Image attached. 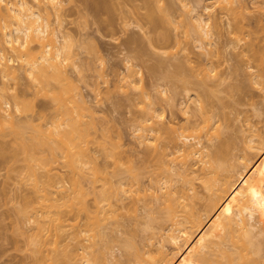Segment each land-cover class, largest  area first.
Instances as JSON below:
<instances>
[{
    "label": "rangeland",
    "instance_id": "rangeland-1",
    "mask_svg": "<svg viewBox=\"0 0 264 264\" xmlns=\"http://www.w3.org/2000/svg\"><path fill=\"white\" fill-rule=\"evenodd\" d=\"M29 1H35L36 2V0H29ZM47 1L48 0H45V1L40 0L39 2L42 3V4H40V6L44 5L45 4L44 2H46L45 5H48V8H49V4H47L48 3ZM59 1H60V6L62 5L61 10H63V12L61 14L62 18L60 17V19L62 20L61 21V28L64 32V35H63V38L65 37L64 41L66 38L68 39L70 36L69 40L66 39L67 41H69L68 43H70V41L73 42V43L69 44V45H71L72 52L70 50L69 51L73 54V55L72 54L71 55L73 56L74 62H75V60L79 59L77 61L79 64L77 62L76 63L73 62L75 64V66L72 63H71L72 65L69 63L70 65L68 64L69 65L68 66L66 63V65L68 66L69 69L67 67L65 69L68 70L69 74H71L72 78L75 80L74 83L75 84L77 83L76 85L80 87L79 89H81L80 91H82V95L85 98L87 97L88 101L84 98L87 102L85 104H87L90 109L92 108L91 109L92 112H90V110L88 109V107L86 105H85L86 107L84 106L85 107L84 108L83 107L84 104H82V106H81L82 108L81 107L77 108V106L75 108V106H73L72 103H71L72 106L66 104V107L68 109L72 108L71 109L72 111H73V107L76 110L79 109L78 110L79 112L74 109L75 112L73 111V113L75 114L77 112L76 117H78V115H80L81 119H80V116H79V118H76L74 116L75 118L72 117V120L76 121V122L81 120L80 122L82 124L81 126L83 127L84 132H85V129L87 127H89L91 125H92V127L87 128L86 134H85L86 139H84L82 141L83 144L80 143V146L82 144V146L80 147L82 154H83V150L85 149L83 157H82L81 152H79L80 157L84 160V162L80 159V161L82 163V164H80L81 166H79L80 171L74 172L76 174L82 175V176H79V178H82L81 179L82 181L78 177L77 178L75 177L78 175L71 173L70 172L71 170L69 171V169H67V167L63 165L61 158H58L57 162L55 161L56 163L55 162L52 163L53 165L51 164L52 166H50V170H49L50 172L49 173L53 174V177L55 176L54 178H57L59 175L60 176L58 178H61V176H62V181H60V182L62 183L65 181L62 184V186H63V188L66 187V189H68V191L70 189H72L73 186H75L74 187V188H76L75 193L78 195L77 197L79 198L81 204L86 205L88 203L89 208H88L87 214H88V217L90 216L89 218H91V216L96 215L94 213L95 210H94V195H93L95 185L93 186V184L96 183L97 185H99L98 182H95L94 180L92 181L93 178H91L93 172L96 170L95 169L97 167L96 164H98L99 169H101L105 165L106 168L104 166L103 169L105 168V170H108L107 172H111L113 174L112 177L115 176L112 179L122 178L121 180H123V182H125V183L130 181L131 176L129 175V177H128L127 173H129V172L127 170L124 171L123 169L127 168L128 165H131V166H133L135 171L139 172V174H140L139 175V181H140L141 185L144 186V188L149 189L152 186L155 188L157 186H161V184H160L161 180H158V179L164 178V177H161L162 175L163 176L165 175V177H167L172 172L171 171L170 172H164V174H162L161 173L162 171L159 169L160 166L156 167V165H155L156 161H159L158 160L159 158L157 159V157H159V156H157V153L160 152L162 149H164V146H166V145H168V146H166V147H168L167 150H170L169 146H172V147L174 146V145H172V142H171L172 140L170 139V135L172 133L170 131L168 134V131H169L168 129H171V127L179 126L176 129L181 130V128H180L181 125L187 124L186 121L190 120L192 128L194 129V127H196V128L198 127V129H194V130L190 129L192 131H190V130L185 131L184 130L182 133L184 134V132L188 131L187 134H189L190 132H192L193 134H196L194 138L198 139L201 142V145L208 146L207 147V148H209L208 150L212 151L213 153L216 154V156H218V160H219V162H221L223 164V166H224L225 161L221 160V158L225 159V160L228 159L227 160L228 163L225 162V166H227V167L224 166L225 170L223 168V170L219 171L221 173V176L219 175L220 174L219 172H218L219 174H217V176H219L218 177L219 178V180H218L219 184H220V182L223 181L225 183V185H224V183H222L224 185V186L223 185L222 186L226 187L227 186L226 183L229 184L228 181H230V183H231V179L227 180V178L233 177L232 180L235 179V177H234L235 173L238 171L236 173V179H238L240 181H238L239 183H237V180L235 179L234 183H231L232 187L233 188L237 187V189H241V193L245 194L246 196H247V194H249L250 195V197L248 196L249 198L252 197L250 199L251 201L248 202L246 200L245 195L244 196L241 195L242 197H245L244 199L243 198L242 199L246 200V202H248V204H244V201H243L242 205L244 206V208L240 209V213L241 212H243V213L241 215L240 214L239 215L243 218V220H245L249 224L253 225L254 229L256 231H261V232H259L260 234H257L258 236H255V238H257V239L259 238L261 241H259L258 244H259V246H261L260 242H262V246H263L264 245V242H263L264 241V142H262V140L264 139V86H262V84L261 85L256 84V86H257L256 87L255 82H252V81L254 79L259 80L260 74L261 75H262V73L264 74V67L261 68L262 65L264 66V54L262 52V51H264V0H239V1L238 0H232L233 2L230 0L231 3L229 1H228L229 2L228 3L227 0H224L226 5L224 3H221V2H223V0L222 1L221 0H200L201 3L198 2V0H170V2H168L167 0H163V2H164L163 7L168 9V7H166L167 3H170L172 6V7L170 6L171 8L169 7L170 8L169 10L166 9L168 12L171 10L169 12V14L170 15L172 14L170 16L171 17L170 19L172 20L171 21L172 24L171 23L170 24L169 23L163 24V23L157 22L158 24H160L159 26H158V24H156L159 28L157 26H156L157 28H155L154 27L155 25H150L152 23L148 19H146L148 17L146 16V10L144 8V2H145L144 0L143 1H141V0H94V1L89 0V2H87V0H84V1L83 0H62V2H61V0H59ZM90 1H91V3H90ZM237 1L240 3H238ZM85 2H86V5L87 4H89V5L83 7V5H85L83 3H85ZM161 3H162V0H161ZM194 3L196 5L198 4L197 8H198V10L200 9L201 11H202L201 8H203V6L207 7L208 10L207 11L205 10V12H204L205 19L206 18L207 19H210V18L213 19V14H216V16L218 17V18H214V19H217L219 21V22L218 21L216 22L217 23L216 25L213 24V22L211 21L212 19L209 20V23H211V24H209V26L212 25V26H210V30L212 27H216L218 24H220L218 26V28H220V29H218L216 27L217 32L214 31L215 28H213L214 30L213 29L211 30L212 35L210 33L209 39L212 42H210V44H209L210 47H209V45L207 46V48L209 47V50L206 47L202 46L208 50V51L204 50L207 52H209L212 49L210 51L211 53L209 52V54H207V53L205 54V52L203 51L204 48H202L201 50L198 48V43H197V41H195V39L193 37L194 36L193 33L191 35L192 31H190V26L188 24L184 25L185 23L188 22V21H186V17H188V16L184 17L185 20L183 18V15H187V14H183L186 12L185 11L187 9L186 6L189 4L190 5L193 4L192 6H196ZM241 3H244L246 6L244 4L242 5ZM184 4H186L185 9H183ZM223 4H224V7L228 6V4H231V5L233 4V11H232V6L230 7V9H231L230 10L229 9L230 5L226 9L223 7ZM238 5H239V7H238ZM241 5L243 6L242 8H241ZM86 7H88V8H86ZM188 7H190V6H188ZM234 7H235V9H234ZM84 10H85V12H84ZM48 11L50 13L49 14L50 17H48L49 16L48 15L47 18L49 19L50 22H52L54 20L52 22V25L56 24L55 23V22H57V21H55L56 17L54 16L53 13H51L50 9H48ZM79 11H81L80 13L82 14V16H84L87 13L86 14L87 17L85 15V20H83L84 17L80 16L81 14L79 13ZM156 11H158V10H156ZM160 12L165 13L164 11H160ZM180 12H182V14H183V15L181 14L182 16L180 15ZM159 13L157 14L158 16H159ZM207 13H209V14L207 15ZM42 15L44 16L45 14L43 13ZM209 16H211V17H209ZM230 16H232V17L229 18ZM233 17L234 18L236 17L237 22L239 19V23L235 22L236 20H234ZM228 18H229V20L232 19L234 21L231 20L230 21L231 23H230L227 20ZM257 18H259L258 21L260 23L257 21ZM240 19L242 21H240ZM147 20L150 22V24ZM179 20H180V22H178ZM183 20L186 22L185 23L182 22ZM86 21H88V22H86ZM255 21H257V22H255ZM81 22H83V25L81 24ZM85 22H86V24L84 25ZM232 22L234 23L232 28H234V25H236V24H238L237 25L238 27L235 26L236 28H234V29L230 28L232 26ZM227 23H229V24L227 25ZM228 26H229V28H228ZM240 26L245 27V28H241V34L236 31V30H239ZM167 27H169V28H167ZM187 27H189V28H187ZM168 29H169V31H168ZM186 29H188L189 32L186 31ZM244 29H245V31H244ZM250 29H252V31H254V32H251ZM162 30L163 31L167 30V33H166L167 38L165 37V31L163 32ZM232 30H233V32H232ZM248 30H250V32ZM242 32H243V35H242ZM169 33H171V34H169ZM189 33H190V35H189ZM184 34H186V35H184ZM230 34H232V36L239 34L238 35L239 37H241V36H243V37H241L240 38L241 40H240L238 36L232 37ZM161 35H163V37H161ZM156 36L158 38H156ZM77 38H78V42H75V45H74V41H75V39L77 41ZM159 38H161V39L159 40ZM170 38H171V40H170ZM233 38L234 39L236 38L237 40L236 39L233 40ZM242 38H245V39H242ZM80 39H82V40H80ZM156 39L159 40V42ZM162 39L165 40L166 44L164 43V41H162ZM229 39H230V44H229ZM59 40H62V39L58 38L57 42ZM231 40H232V42H231ZM247 40H249V43L251 41H253V42H251V45L253 43H255L254 44L255 46L252 45V48H251L249 46V44H247L248 43ZM79 41H81L82 43L81 42L79 43ZM83 41L89 42L87 44L90 47L88 52H87V49H88L87 45ZM93 41L95 42L94 44H96V45L93 46L92 49L93 50L95 48L98 49V50L95 49V51L98 53H96L95 51L93 52L91 49V46L94 45ZM226 41H228L227 42L228 44L226 43ZM233 41L234 42L237 41V42L234 43ZM244 41H245V43H244ZM167 42H169V43H167ZM238 42H240V44ZM77 43L81 44V48H80V45H78ZM83 43L85 44V46ZM167 44H169V46ZM166 45H167V47H165ZM235 45L237 47H235ZM72 46L73 47L78 46L77 49L80 51L77 52V50H75V48H74V50L76 52V53H74ZM82 46H84L85 48ZM159 46L161 49H159ZM211 46H212V48H211ZM67 47H68V45H67ZM246 47H248V48H246ZM5 48H7V47L5 46ZM164 48L166 49V51ZM249 48H251L254 51H255L254 48H256V50L258 48V50L255 52L257 54H259L260 57H258L259 55H257V54L255 55V52L253 51L254 57H252V54L250 53L251 54V56H250L251 58H250L249 52H251L252 50ZM157 49H158V51H157ZM244 49L247 52L243 51ZM90 50H91V52H90L91 54L89 53ZM168 50H170V51L167 52ZM238 50L240 52L243 51L242 53L245 52L242 55V57H240L242 53L241 54H240V52L236 53ZM189 51H190L191 62H193V61L198 62L197 64L207 63L211 68H214L213 69V71L215 70L214 73L216 71L219 73V75L217 72H216V74H213V76L210 78L211 82L214 79H215V81L221 80L219 84L217 83V85H219L218 86L219 88L217 87V85H216V88L222 89V90L220 89L221 91L218 90L219 92H221L222 95L220 94V95H209V96L202 95L203 93L199 92L202 90L201 88H200L201 90H199L198 87H196V89H195L193 84L191 85L190 82H189V84L187 82V85H185L186 86L185 90H187L188 86L190 85V89H192V90H190V89L188 90L190 93H192V92H195L197 94L200 93L199 99L200 100L203 99L202 102L205 104V105H203V107L205 106L204 108H202V109L200 108L201 110L198 108V103H197L198 101H196L194 98H192L193 95L190 98H186V95L184 96L185 92L183 93L184 90H182L185 87H183V85L181 86L179 82L177 85L175 83V81H173L172 79H170L168 77V75L174 70V65L171 62H175L176 60L180 59V57H181V59L178 60V62H181V60L183 61V62H181V63H183V65H182V68H183L184 60H186V59L183 60V58H185L184 53L189 52ZM201 51H203V52H201ZM259 52H262V53H259ZM77 53H78V55H77ZM168 53L169 54L171 53L170 54L171 56ZM74 54L77 56L75 57ZM161 54L162 55L165 54L166 56H169V57H167L168 61H167V58L165 56H162ZM210 54L212 56H210ZM261 54H263V55H261ZM91 55L93 57H91ZM158 55H160V56H158ZM236 55H237V57H236ZM262 56H263V58H262ZM78 57H81V59ZM164 57L166 59H164ZM255 57H256V59L262 58L263 61H261L262 63L259 64L261 66H259V65L257 66V62H259V60H261V59H258L257 61H256V59H252ZM89 58L90 59L94 58L95 61L93 62V59L90 60ZM238 58H240V59H238ZM248 58H249V60H248ZM16 59L17 58H14L13 61H11L9 63L11 65L13 63V65L15 66L14 67L12 65L13 70H12V67H11V70L16 74V77L15 76L10 77L11 74H9L8 77L0 76V78L2 77L3 82H5V84L9 87V89L7 90L5 95L8 98V100L11 101V103H12V95H14V93L20 94L19 97L21 96V98L23 99L22 101H24V102H21L24 104H23V107L21 108L22 109L21 114L19 113L16 115V117L19 116L17 119L18 120L20 119L23 121H25L24 120L25 118H26V120L28 119L25 122V124H27L29 122L27 124V126L24 124L25 128L27 127V129H29L31 126H32V129H37L38 123H41L40 125L44 129L46 126L52 127L53 124L54 125L57 124V126H58L59 121H60V123L66 122V120L62 119V116H61L62 114H60L58 111V108L61 105L59 104V106H57L58 102L56 101V99L54 97H52L51 95L44 96L45 94L43 95V93L37 89V87L33 84L32 80L28 77V75L25 74V71H22L24 68L23 69L21 68V67H23L21 60L18 59L19 61H17ZM73 59L71 57V60H73ZM85 59H87L88 61ZM240 60H242V61H240ZM101 61H103V64ZM159 61H161V62H159ZM164 61H165L166 66L164 65ZM251 61L253 63L255 61V64L250 65L249 62L251 63ZM91 62H93L92 65H90ZM127 62L130 63V64H127L128 66H126ZM178 62H176V63H178ZM15 63L21 65V67L19 65L16 66ZM168 63L171 65H169ZM246 63L249 65H247ZM76 64H78V65H76ZM186 64H187V62H186ZM197 64L194 63V65H197ZM236 64H238V65L236 66ZM132 65H134L133 68H136V70H137V68H139V70H137V71L134 70L132 68ZM159 65H160V67H158ZM172 65H173V70H171ZM70 66H72V67H70ZM73 66H74V68H73ZM130 66H131L132 74L134 77L132 75L129 77H125V76H128L127 72H129V70H127V69H129ZM251 66H254V67H251ZM125 67H128V68H125ZM195 67H197V66H195ZM241 68L243 70L245 68L246 69L243 71ZM255 68H259V69L254 70ZM96 69L99 72L98 71L96 72ZM125 69H126V71H125ZM238 69H240V70L237 71ZM262 69H263V71H262ZM89 70H91V72ZM103 70H104V72H103ZM186 70H187V73H189L188 76H190L191 71L189 70V68H187V65H186ZM234 70L237 72H235ZM247 70H249V71H247ZM259 70H260V72H259ZM165 71H166V73H164ZM183 71H184V68H183ZM213 71H212V73H213ZM245 71H246V73L244 74ZM185 72H183V73L185 74ZM197 72H199V69L197 70ZM257 72H259V73H257ZM90 73H92V74H90ZM98 73H100V74L103 73V74L100 75ZM256 73L259 76H257ZM87 74H89V75H87ZM250 74H251V77L253 78L252 81L250 79L251 77H249ZM253 74H254V76H253ZM95 75H96V77H95ZM81 76L84 77L85 79L84 78L79 79ZM199 76H201V75L199 74ZM214 76H215V78L212 79ZM218 76H219V78H218ZM9 77H10V79H9ZM75 78L78 81H76ZM216 78H218V79H216ZM0 81H1V79H0ZM250 81L252 82V84L250 83ZM121 82H123L122 85H121ZM211 82H209L210 85H211ZM139 83H140V85H139ZM232 83H234V84L236 83L237 86H240V85L243 86V87L240 86L238 89H240V88L242 89V88L246 87V89L244 88L245 90H247L246 93L244 95H242L241 89L240 90L237 89V90H235L236 92L231 91L232 94H236L238 91H240L236 95L228 94L229 92L227 91V88H228V90L230 88L232 89V87H229L228 85L230 84L232 86ZM141 84H142V86H141ZM215 84H212L214 89H216L214 87ZM179 86L181 88H179ZM193 87H194V89H193ZM140 88L144 89V91L146 93L144 91H142V94H141ZM197 88L199 91H197ZM209 89H212V88H209ZM214 89H213V91H215ZM223 90H226V92H228V93H226V92L224 93ZM243 90H242V92L245 91V90L244 91ZM176 91H178V94ZM181 93H183V94H181ZM143 94L145 97L142 96ZM215 94H217V92ZM219 102H222V103H219ZM67 103H70V102L68 101ZM74 103H76V101ZM79 103L80 102H78L77 105ZM147 104H149V106ZM31 105L33 108L31 107ZM156 106H157V108H156ZM143 107H144V110L142 109ZM153 107H155V108H153ZM181 107L184 110H186L184 108V107H186L187 111H184ZM61 108L64 109L65 106L59 108L60 110H63ZM203 110H204V112H203ZM145 111H146V113L148 111L149 114L153 113L152 114L153 119L146 121L144 123L147 126L151 125V127L153 128L151 134H152V138H154V141H153V143H151L152 141L150 140L147 143L148 145H146L145 143L143 145H141L140 143H138V140L136 138V136L138 135V134L136 135V132L137 133L139 132V131H137L136 126L143 120L142 119L139 122V119L142 118L141 117L142 112H144L143 113L144 116L146 115ZM183 111L188 112V113L184 114ZM198 111H201V112H198ZM62 112L64 113V110ZM39 113L42 115H40ZM73 113H72V115H73ZM200 113L203 115H201ZM56 114L58 116H55ZM140 114H141V116L139 117ZM149 114L146 117H149ZM205 115H206V117H205ZM42 116H44V117H42ZM144 116H143V118H145ZM186 117H188V119ZM206 118L208 119V121L206 120L208 123H206L204 120ZM77 119H80V120H77ZM153 120H155L154 123L158 122L157 125H153L154 124V123H152ZM80 122H78V123H80ZM30 123H31V126H29ZM135 124H137V125H135ZM216 125H218V126H216ZM24 126H23V129H25ZM155 126L156 127L158 126L160 128V130L159 129L157 130L158 127L155 128ZM164 127H166L165 130H164ZM213 127L217 128L218 131L215 130V128H213ZM61 128H62V126H60V129ZM189 128H191V127H189ZM219 128H220V130H219ZM0 129H1V127H0ZM89 130L93 133H90ZM206 130H207V132H206ZM214 131L218 132L217 136H216V132H214ZM220 131H222V132H220ZM87 132L91 135H93V134L94 135L89 136ZM34 133L36 134L37 132L32 131L31 129L26 130V131L23 130V132L21 134V139L18 137L20 143L17 142V145H16L15 144L16 141L12 140L14 135L12 137H10L8 135V133H7V135L6 134L3 135L0 132V147H1L0 148V154H2L1 152L3 150H5V151H3V154H2L3 156H0V159H1V157L3 158L4 156H7V157H4L5 159L3 158L0 160V264H32L31 263L32 258L30 259V257H29V252L31 253V250H28V248L30 249V246L28 244H29V242L31 243L33 230L30 228L29 224H26L24 226L22 224V226L20 225V229L24 228L25 230H23V231L21 230V234H23V235H21L19 233L20 229H19V231H16V230H18L17 228H19V225L18 226L15 225L14 214L12 216V214H10V213H13L12 212L13 209H11L12 206L14 205L12 198L16 196L14 198V202H16V204H17V202H18L17 195L19 194V192L20 191H23V192L27 191L28 192L30 187L32 189L31 183L27 182L29 180H27L26 178L21 179L20 177L22 175L20 177L18 176L20 179L16 178L17 176H16L15 172H13V170L15 167H17V169L20 172H22V174L24 173L23 175L26 176V169L24 172L21 170L26 168L25 166L27 165V162H26V165H23L25 163H23V164L21 163L24 166V168L22 165H20V161L22 162V160H20V159H22L25 156V154L23 152V148H22V139L27 141V140H29V136H35ZM197 134H198V137H196ZM43 135L36 134V136L38 138L40 136H41L40 138H46V136H43ZM87 135H88V137H87ZM192 136H194V135H192ZM94 137H95V139H93ZM260 137H261V140H259ZM262 137H263V139H262ZM90 138H92V140H93V142H91V143H90V141H92V140ZM249 138H251L252 140ZM18 139H16V140H18ZM87 139H90V140H87ZM169 140H171V141H169ZM225 140L228 142V144H226L227 142ZM85 141L86 142L88 141V143H86ZM191 141H194V139ZM221 141L222 142L224 141L225 143H222ZM155 143L157 144L158 147L160 146V149L158 148L160 151L158 149H156L154 151L155 148H153V147H155L154 146V145H156ZM221 143L224 146L226 145L225 149L223 148L224 146L222 147ZM162 144H164V145H162ZM218 144L221 146L219 147ZM104 145H105V147H104ZM250 145H251V147H249ZM161 147H162V149H161ZM221 147L224 150L228 149L226 151V153L222 152L223 149ZM2 148H3V150H2ZM7 149H8V151H7ZM107 149H109V151ZM110 149H111V151H110ZM172 149H174V148H172ZM14 151H16V152H14ZM35 151H37L38 154H43V155L48 153V150L45 147L38 148V149L36 148ZM87 151L91 155L86 153ZM107 151H108V153H107ZM118 151H119V153H118ZM156 151H158V152H156ZM5 153H6V155H5ZM16 153H18V154H16ZM20 153H21V155L23 154L24 156H21ZM109 153H110V157L108 155ZM86 154H88L90 157H88V155H86ZM111 154H113V155L111 156ZM221 154H222V156H221ZM14 155H16V156H14ZM158 155H159V153H158ZM223 155L225 157H223ZM227 155H229V156L226 157ZM91 156H93V157H91ZM120 156H121V158H120ZM219 156H221V158H219ZM11 157H12V159H11ZM17 157H19V158H17ZM14 159L17 161H15ZM93 159L95 162L93 161ZM115 159H119L117 161V163H116ZM246 159L249 161H247ZM88 160L89 161L91 160V161L89 162ZM10 161L12 162L11 164L9 163ZM246 162H249V165H250L251 170H252V172H250V171L249 172L253 174L252 175L253 179H251L252 177L251 178L247 177V180L242 178L244 176L245 172H244V170L242 171V168L240 165L244 166V163H246ZM13 163H15L16 165ZM12 164L14 167L11 166ZM54 164H56V165H54ZM87 164H89V165H87ZM116 164H119V166L121 164V166L119 168L120 169L123 168L122 170H120V169L118 170V171H120V173H118V171H117L118 168H117ZM158 164H159V162H158ZM198 164H201V165H198ZM204 164L200 163V162L194 164L193 168L191 169V170H193L192 173L189 172V176L187 175L189 178H191L190 174L193 176L191 178L193 191L192 192L189 191V192H190V194H192L194 192V195L192 196L193 198L190 197L189 200H190L193 208L197 207L195 212H191V213H195L193 215H196V216H193V215L192 216L194 218L200 217V219L204 223V224L202 223V225L204 226V229L206 228L205 230L202 231L203 233H205V236H203L204 234L202 235V232H201V235L204 238H199V236L197 234L200 235V233H194V236H192V237H193V239H196V238L199 239V240H197V239L196 240H197V243L199 242L198 246H200V247L202 246V244L204 242H207L206 244H203V246L204 247L206 246V248H207V244H209L208 249L210 247L211 249H209V250L211 252L217 254V255H220L221 251H223L224 248L226 249L228 247L229 248L227 250L229 252V250H233L234 247L236 246L237 248H235L233 250V252H235V251H237L236 249L239 248L238 246L240 244H238V241L242 237V236L241 237L237 236L238 237V240H237L236 235H237V233H239L241 231H239V229H237L236 226L233 228V230L229 231L228 228L224 225V223H222L223 225H219L221 222H223L222 219H220L221 220L220 223H219V220L215 221L216 218L219 219L218 217H216L217 211L213 212V211H215V210H213L212 212L214 214H212V212H211L212 209L210 211H209V209H208V211L205 210V208L207 209L206 205H207V202L209 200V195H208L209 190L205 188L204 183H206L207 179H212L211 177H213V179H214L215 177H214V174H207L206 169L208 167V164L206 163L205 164L206 167L203 168ZM7 165H8V167H6ZM249 165H247V166H249ZM9 166L11 169H9ZM53 166H55V168ZM100 166H102V167H100ZM12 167H13V169H12ZM18 167H20V168H18ZM80 167H82V169ZM228 167H229V169H228ZM21 168H23V169H21ZM51 168L52 169L54 168L55 170L57 169L56 172L58 173V176L55 175L56 174L55 171H53ZM17 169L15 168V170H17ZM40 169L41 168H39L38 170H40ZM103 169H101L102 173L104 171ZM81 170H82V172H81ZM97 170H98V168H97ZM101 170H100V172H101ZM19 171H17V172H19ZM88 171L90 174L91 173L92 174L90 175L88 173ZM121 171L122 172L124 171L122 173V175H121ZM222 171H224V172L222 173ZM203 172H204V174H203ZM80 173H82V174H80ZM98 173H99V171H98ZM104 173H105V171H104ZM167 173H170V174H167ZM226 173H231V175L233 174L234 176L231 177V175L229 176ZM119 174H120V176H119ZM223 174H224V176H223ZM63 175L65 178L63 177ZM73 175H74V177H73ZM86 175L89 177H87ZM245 175H247V173ZM249 175L250 174H248V176ZM220 177H221V179H220ZM224 177H225V180H224ZM73 178H76L77 180L76 179L74 180ZM83 178H84V180H83ZM177 178H178V181L177 182L175 181V185H174L175 187L178 186L177 184H179V186H180V184L183 183L184 175L180 173ZM87 179H89L91 181H88ZM164 179H162V180H164ZM18 180L19 181L24 180V182H26V183L22 182V184H20L21 182H19ZM53 180H56V179H53ZM59 180L60 179H58L56 181H59ZM155 180H157L158 182H156ZM226 180H227V182H226ZM248 180H249V183L252 182L250 184V186H249L248 182L246 183V181H248ZM73 181H76L77 183L74 182V185H73ZM79 182H81V183H79ZM215 183H217V182H215ZM54 184L52 186H54V187L56 186L55 188L57 190L59 188V190L61 189V191H62V187L58 186V188H57L58 184L57 183H56L57 185H54ZM83 184H85V185H83ZM156 184H157V186H156ZM240 184H241L242 188H238V187H240L239 186ZM64 185H66V186H64ZM13 186H14L15 190H14ZM27 186H30V187H27ZM96 188H98V187L96 186ZM16 189L17 190L19 189L18 190L19 192ZM246 189L248 190L247 194H246V191H247ZM243 190H246L245 193ZM32 191H33V189L31 190V193H29L30 191L28 193L26 192L27 193L26 196H28V195L30 196V194H32L31 195V197H32L33 196ZM78 191H80V192H78ZM149 191L151 192L152 189H150ZM81 192L84 194H82ZM150 192L149 193H148V191L145 192V194L142 195L140 197V199H136V200L133 199L132 196H122V200L116 202V207H115L116 212L114 213L115 215L112 216V215L108 214V218H107V215H105L107 219H105V220L103 219V221H105V224L103 223V227L96 226V223H95V227H94V225H92V224L90 225L87 223L88 227L90 229L87 228V225H86V229H84L85 228L84 225L86 224L85 222L87 221L86 214H84V211H82V210H79L77 212L75 211L73 214L76 216V218L72 219V221H69V222H72L74 224V228H77L76 226H78V228H80V230L82 229V231H83L82 233H80L81 231L79 232L80 236L78 235V237H80V241L82 240V242L79 241L80 242L79 243V242L75 241L76 244L79 243V245L77 247L75 244V248H73V249H76V247H77V248H79L78 250H80L79 252L83 253L80 255L81 259H83L82 255L84 256L86 254L87 255L86 258H88V256L90 259H92V257L95 258L97 264H152V261L154 259H156V262L161 260L165 264H170V260H174L176 258L178 259L176 261L179 262L181 257L183 258V256H184V251L186 252L187 251L186 249L189 248V247H185L184 242H185V240H186V242L188 240V243H189L190 240L187 239L188 237L186 238V236H185L186 234L184 235V233H186V231L181 229L182 226L179 227V224H176L175 226L178 229L173 225L172 226L174 228H172V226L169 225L170 222L165 221V220L162 221V216L164 215L162 208H161L162 198L160 199V197H159L158 199L155 200L153 196L149 195ZM238 192H240V191H238ZM241 193H239V194H241ZM5 194H7V195H5ZM8 194H9V196H8ZM13 194L14 195L16 194V195L14 196ZM11 195H13V197ZM8 198H10L9 200L12 199L11 200L12 206H11V204L8 203V202H10L9 200H7ZM4 200H7V202ZM86 200H87V202H86ZM85 202H86V204H83ZM158 202H159V204H158ZM232 207H234V206H232ZM230 209L233 210V208H231V207H230ZM93 210H94V212H93ZM160 210H161V212H160ZM193 210H195V209H193ZM204 210H205V212H203ZM250 210L252 211V216L249 215ZM81 211L83 213H81ZM112 212H114V211H112ZM208 212H210V213H208ZM89 213H90V215H89ZM159 213H161V215H159ZM199 213H202L203 215L202 214L200 215ZM205 213L207 214V219H206ZM208 214L210 217L208 216ZM230 214L233 215L232 212ZM214 215L216 218L213 217ZM234 215H235L234 217L237 218V211H236V213H234ZM153 216H155V217H153ZM217 216H219V214ZM210 218H211V220H210ZM13 219H14V221H13ZM91 219L94 221L93 218H91ZM91 221H90V223H92ZM211 221H213V224L215 222H217V224L219 223L218 226H217V224H214L215 225V227H214V225L211 224L212 223ZM83 223H85V224H83ZM210 226H213V227H210ZM219 226H220V230H219ZM170 227H171V229H170ZM183 227H184V225H183ZM66 228H68V227H66ZM74 228L69 227V230L68 229L65 230L64 235H66V232H68V234L70 235V233L74 230ZM159 228H160V230H159ZM193 228H194V226L192 227L191 230H193ZM87 229H88V231H86ZM175 229H177V230H175ZM234 229L237 230L236 231L237 233L235 232ZM94 230L95 231L99 230V232H95ZM101 230L102 231L104 230L103 233L105 232V234H103V235H105V238H103L101 236L100 237L103 238L105 241L104 240L100 241L98 239L99 233H100V235L102 234ZM152 231H154V233H156L157 236H156V234H153ZM195 231H196V229H194L193 232H195ZM204 231H206V232H204ZM214 232H215V235H214ZM68 234L66 235V236H68L67 237L68 240L65 236V238L61 242H65L66 240L70 241V242H74L71 238L69 239ZM169 234H172L173 237L170 238V240L166 241L164 236L166 237V235H169ZM233 234L235 235L234 237H232ZM159 235H162V237L164 238V246L165 247L162 251L158 250V245L156 243V240H157L156 238H158ZM70 236L72 237V235H70ZM196 236H198V237H196ZM78 237H77V239H79ZM147 237H148V239L145 240V238H147ZM194 237H196V238H194ZM213 238H215V239L213 240ZM233 238H235L234 242L231 240ZM75 239H76V237H75ZM200 239L203 241H201ZM241 240L244 241L243 238ZM145 241H150V242L148 243V245L144 246L143 243ZM235 241H237L236 245H235ZM243 241H241V242H243ZM254 241H255V239H254ZM61 242H60V245L62 244ZM200 243H201V245H200ZM232 243H234V244H232ZM239 243H240V241H239ZM82 244H84L85 246H83ZM127 244L132 245V248L130 246L131 249H129V250H132V255H130L129 250H128V254L130 257L129 256L125 257L128 259V260L127 259L125 260L124 256H121L120 253L122 252L121 250L124 251L125 248H126V250L128 249ZM81 245H82V247L80 249L79 246H81ZM125 245H127V247ZM230 245H232L233 247H230ZM25 246H28V247L25 248ZM62 246H65V245L63 244ZM180 246H182L181 248H183V249H181V250H183V252L181 250H179ZM241 246L242 245H240V247ZM71 247H73V245H71ZM200 247H199V249H200ZM263 247H261V248H263ZM25 249H27V250H25ZM241 250L243 251V249H241ZM242 251L239 250V251H237V253L240 252V254H242L241 253ZM181 252L183 255L181 254ZM123 253L126 254L125 252H123ZM77 254H78V252H77ZM180 254L182 255L181 257H180ZM234 254L236 256V252ZM261 255L263 256L262 260H264V248L261 250ZM170 256H171V259H169ZM237 256H238V254H237ZM162 258L164 260H162ZM81 259H80V262L82 261ZM180 262H181V264H185L184 258H183V261L181 259ZM180 262H179V264H180ZM263 264H264V261H263Z\"/></svg>",
    "mask_w": 264,
    "mask_h": 264
},
{
    "label": "bare ground",
    "instance_id": "bare-ground-1",
    "mask_svg": "<svg viewBox=\"0 0 264 264\" xmlns=\"http://www.w3.org/2000/svg\"><path fill=\"white\" fill-rule=\"evenodd\" d=\"M40 0H36V2L35 1H29V0H0V76H2V77H8L9 76V74H11L10 75V77H13V76H15L16 77V74L12 71L13 70V67H12V65H13V63H12V65L11 64H9L11 61H13V59L14 58H17L16 60L17 61H19V60H21V62H22V66L23 67H21V65H19V64H16V66H20L23 70L22 71H25V74L26 75H28V77L32 80V82H33V84L37 87V89L39 90V91H41L42 93H43V95L44 96H46V95H51L52 97H54L55 99H56V101L58 102H56L57 103V106H59V104L61 105V106H59V108L60 107H63V106H65V108L63 109V108H61V109H63L64 110V113L62 112L63 110H60L59 108H58V111H59V113L60 114H62L61 116H62V119L63 120H66V122H61L60 123V121L58 122L59 124H58V126H57V124H53V126L52 127H48V126H46L44 129H43V127L40 125L41 123H36L38 126H37V129H32V126H31V123H30V125L29 126H31L29 129H27V127L25 128V126H24V124H25V122L28 120H26V118L24 119L25 121H23V120H18L17 118L19 117H16V115L17 114H21V108L23 107V104L24 103H21V102H24V101H22L23 99L21 98V96L19 97V95L20 94H16V93H14V95H12V103H11V101H9L8 100V98L6 97V92H7V90L9 89V87L5 84V82H3V78L1 77L0 79H1V81H0V127H1V129H0V132L3 134V135H7V133H8V135L10 136V137H12L13 135V139L12 140H15L16 141V145H17V142H19V139H18V137L21 139V134H22V132H23V130H32V131H36L37 133L36 134H41V135H43V136H46V138H38L37 136H36V134H35V136H29V140H27V141H25L24 139H22V148H23V152H24V154H25V156L22 154L21 155V153H20V155L21 156H24L22 159H20V160H22V162L20 161V165H22L23 163H25V164H23V165H26V162H27V165L25 166L26 168H24V166H23V168H21V169H23V170H21V171H25V169H26V176L25 175H23L22 174V172H20L18 169H17V167H15L17 170H15V168H14V170H13V172H15V174H16V178H19L21 175V179H27V180H29V181H27L28 183L30 182L31 183V186H32V189H33V196L31 197V195L32 194H30V196L28 195V196H26L27 195V193L29 192V193H31V187L30 186H27V187H30V189H29V191L26 193L25 191V193L23 192V191H18L17 189V191L19 192V194L17 195V197H18V202H17V204H16V202H14V198L16 197L14 194V196L15 197H13V195H11L10 197L13 199V206H12V199L11 200H9L10 198H8L7 200H9L10 202H8L9 204H11V206H12V208L11 209H13L12 210V212L13 213H10V214H12V216H13V214H14V217H15V225L16 226H18L19 225V228H17L18 230H16V231H19V229H20V225L22 226V224H23V226L24 225H26V224H29L30 225V228L33 230V233H32V240H31V243L29 242V246H30V249L28 248V250H31V253L29 252V257H30V259L32 258V261H31V263L32 264H97V262H96V260H95V258H93L92 257V259H90L89 258V256H88V258H86L87 257V255L85 256H83L82 255V257H83V259H81V254H83V253H81V252H79L80 250H78L79 248H77L78 247V245H79V243L80 242H82V240L80 241V237H78V235L80 236V233H82L83 231H82V229L80 230V228H78V226H76L77 228H74V224L72 223V222H69V221H72V219H75L76 218V216L73 214L75 211L77 212V211H79V210H82V211H84V214H86V217H87V221L85 222V223H83V224H85L84 226H85V228L84 229H86V225H87V228L88 229H90L89 227H88V224H92V225H94V227H95V223H96V226H100V227H103V223L105 224V221H103V219L105 220V219H107L108 218V214L109 215H115L114 213L116 212L115 210H116V202H118V201H121L122 200V196H132V198L133 199H140V197L142 196V195H144L145 194V192H147L148 191V193L150 192L149 190L150 189H152V191L150 192V194L149 195H151V196H153L154 197V199L156 200V199H158L159 197H160V199L162 198V202H161V208H162V211H163V213H164V215L162 216V221H168V222H170V226H175L176 224H179V227L180 226H182L181 227V229H183V230H185L186 231V233H184V235L186 236V238L187 239H189L190 240V242L188 243V240H187V242H186V240H185V242H184V244H185V247H189L188 249H186L187 251V253L184 251V256H183V258H184V263L185 264H263V261L264 260H262L263 259V256L261 255V250L264 248L263 246H262V242H260L261 243V246H259V241H261L259 238L257 239V238H255V236H258L257 234H260L259 232H261V231H256L255 229H254V226L253 225H251V224H249L248 222H246L245 220H243V218L240 216L243 212H241L240 213V209H242V208H244V206L242 205V203H243V201H244V204H248V202L249 201H251L250 199L252 198H249L250 197V195L249 194H247V192H248V188L246 189V190H243L244 191V193H245V191H246V194H247V196L245 195V194H243V193H241V189H237V187H235V188H233L232 187V185H231V183H234V181H235V179H236V173L238 172H236L235 173V176L232 174L231 175V173H226L227 175H231V177L232 176H234L235 177V179H233L232 180V178H227L226 176V178H227V180H229V179H231V183H230V181H228V183L229 184H227L226 183V185L229 187L230 185V187L228 188L227 186L226 187H223L224 185H225V183L222 181V182H220V184H219V182H218V180H219V176H217V174H219L220 172L219 171H221V170H223V168H224V170H225V167H227V166H225V162H227L228 163V159L227 160H225V159H222L221 158V156H222V154H221V156H219V158H221V160H223V161H225L224 162V166H223V164L221 163V162H219V160H218V156H216V154L215 153H213L212 151H210V150H208L209 148H207L208 146H206V145H201V142L198 140V139H195L194 137H195V135L196 134H193L192 132H190L189 134H187L188 133V131L187 132H184V134L182 133L184 130L186 131V130H190V129H192V130H194V129H198V127L196 128V127H194V129L192 128V126H191V123H190V120L188 121L187 119H188V117H186L187 119V121H186V123L187 124H183V125H181V130L179 129V130H177L176 128L177 127H179V126H177V127H171V129H168L169 131H168V134H169V132L171 131V135H170V139L172 140H169V141H171L172 142V145H174L173 147L172 146H169V149L170 150H167L168 149V147H166V146H168V145H166V146H164V149H162V147H161V151L159 150L160 149V146L158 147L157 146V144L156 145H154L155 147H153V148H155L154 149V151L156 150V149H158L160 152H158V151H156V152H158L159 153V155H158V153H157V156H159V157H157V159L159 160V161H156V167H158V166H160L159 167V169L162 171H160L162 174H164V172H172L171 174L170 173H167V174H170V175H168L167 177H165V175L163 176H161V177H164V178H157L158 180H161L159 183L161 184V186H157V184H156V188L155 187H151V188H149V189H147V188H144V186H142L141 185V183H140V181H139V172L138 171H135L134 170V168H133V166H131V165H128L127 166V168H125V169H123V168H119L120 166H121V164H120V166H119V164H116L117 165V171L120 169V170H127L129 173H127L128 175V177H129V175L131 176V178H130V181H128V182H123V180H121L122 178H120V179H118V178H115V179H112V178H114V177H112L113 176V174L111 173V172H107L108 170H105V168H106V166H105V168L103 169V167L102 166H100V167H102L101 169H103L104 171H105V173H104V171H103V173H102V170L101 169H99V167H98V164H96V170H97V168H98V170L96 171H94L93 172V174H92V177L91 178H93L92 179V181L94 180L95 182H98V184L99 185H97L96 183L95 184H93V186H94V191H93V195H94V210H95V212H94V210H93V212L96 214V215H93V216H91V218H93L94 219V221L91 219V218H89L88 217V208H89V205H88V203L86 204V202H87V200H86V202L85 203H83V204H86V205H82L81 204V202H80V200H79V198L77 197L78 195L75 193L76 191V188H74L75 186H73V188L72 189H70L69 191H68V189H66V187H64L63 188V186H62V184L65 182H60V181H62V176H61V178H58L59 176H58V173L56 172V170L54 169L55 168V166H53L54 168L52 169L53 171H55V175H57L58 177L57 178H54L53 177V174H50L49 172V170H50V166H52L53 164L52 163H54L55 161L57 162V159L58 158H61V160H62V163H63V165L64 166H66L67 167V169H69V171L71 172V173H74V172H78V171H80L79 170V166H81L80 164H82L81 163V161H80V159L84 162V160L80 157V153L79 152H81V149H80V147L82 146V144H83V140L84 139H86L85 137V134H86V130H87V128H89V127H92V125L91 126H89V127H87L86 129H85V132H84V130H83V127L81 126L82 124H81V116L80 115H78V117H76V114H77V112L74 114L73 113V111H74V109L76 108V106H77V108H80L81 106H82V104H84L83 105V107L86 105L87 107H88V105L87 104H85V103H87L86 102V100H87V97L85 98L83 95H82V91H80L81 89H79L80 87L79 86H77L75 83H74V79L72 78V76H71V74H69V72H68V70L67 69H65L66 67L68 68V66L72 63L74 66H75V64L74 63H76L79 59L78 58H80L81 59V57H78L77 59L78 60H75V62H74V59H73V54L71 53L72 52V50H71V45H69L70 43H73V42H71L70 41V43H68L69 41H67V40H69V38H70V36H69V38L66 40L65 39V41H64V38H63V35H64V32H63V30H62V28H61V19H60V17H61V14H62V12H63V10H61L62 9V5L60 6V1L59 0H48L47 2V4H49V8H48V5H45L46 4V2H44L45 4L44 5H41L40 6V4H42V3H40L39 2ZM45 1V0H44ZM84 1V0H83ZM94 1V0H93ZM141 1H143V0H141ZM145 2H144V8H145V10H146V16L148 17V18H146V19H148L152 24H150V22H149V24L150 25H155L154 27L155 28H157L160 24H158L157 22H160V23H171L172 24V20L170 19L171 17V15L169 14V12L171 11H167V10H169L172 6H171V4L170 3H167V6L166 7H168V9L167 8H165V7H163V0H162V3H161V0H144ZM168 2H170V0H167ZM222 1V0H221ZM230 2L231 3V1L230 0H227V2ZM239 1V0H238ZM237 1V2H238ZM61 2H62V0H61ZM87 2H89V0H87ZM96 2V1H95ZM197 2V1H196ZM198 2H200L201 3V1L200 0H198ZM197 2V3H198ZM228 2V3H229ZM233 2V1H232ZM90 3H91V1H90ZM221 3H224L225 5H226V3L224 2V0H223V2H221ZM238 3H240V2H238ZM62 4V3H61ZM83 4H85V5H83V7L84 6H87V5H89V4H87L86 5V2L85 3H83ZM93 4V3H92ZM95 4V3H94ZM166 4V3H165ZM188 4V3H187ZM195 4V3H194ZM224 4H223V7H224ZM242 5L244 4V3H241ZM183 5V4H182ZM185 5L186 4H184V8L183 9H185ZM193 5V4H192ZM192 5H187L186 7H187V9L185 10L186 12L185 13H183V14H187V15H183L182 14V12H180V15L182 14L183 15V18L185 17V16H188V17H186V21H188L187 23H185L186 21H184L185 20V18H184V20L182 21V22H184L185 24L184 25H186V24H188L189 26H190V31H192L191 32V35H192V33H193V37H194V39H195V41H197V43H198V48L201 50L202 48H204V47H206L207 48V46L210 44V42H212V41H210V39H209V37H210V33H211V30L213 29V28H215V32H217L216 31V27L218 28V26L220 25V24H218L216 27H212L211 28V30H210V26H212V25H210L209 26V24H211V23H209V20H211L212 18H210V19H205V16H204V12H205V10L207 11L208 9H207V7L205 6H203V8H201L202 9V11L199 9L198 10V8H197V6H198V4L196 5V6H192ZM201 5V4H200ZM204 5V4H203ZM230 5V6H229ZM241 5V8L243 7ZM245 5V4H244ZM113 6V5H112ZM171 6V7H170ZM188 6H190V7H188ZM228 6H229V9H230V7L232 6V11H233V4L231 5V4H228ZM228 6H226V7H224V8H228ZM246 6V5H245ZM82 7V8H83ZM91 7V6H90ZM170 7V8H169ZM200 7V6H199ZM238 7H239V5H238ZM86 8H88V7H86ZM85 8V9H86ZM48 9H50V11H51V13H53L54 14V16L56 17V19H55V21H57V22H55L56 24H54V25H52V22L54 21H52V22H50L49 21V19L47 18V16L50 14L49 13V11H48ZM141 9V8H140ZM167 9V10H166ZM210 9V8H209ZM228 9V10H229ZM234 9H235V7H234ZM42 10V11H41ZM156 10H158L159 12L160 11H164L165 13H162V12H158V11H156ZM166 10V11H165ZM182 10V9H181ZM231 10V9H230ZM46 15H42L43 13ZM81 11H79V13H80ZM84 12H85V10H84ZM89 12V11H88ZM159 13V16L157 15L158 13ZM168 12V13H167ZM209 12V11H208ZM83 13V12H82ZM96 13V12H95ZM94 13V14H95ZM162 13V14H161ZM81 14V13H80ZM79 14V15H80ZM87 14V13H86ZM85 14V15H86ZM209 13H207V15H208ZM234 14V13H233ZM85 15L84 16H82V14L80 15V16H82V17H84V19L83 20H85ZM181 15V16H182ZM235 15V14H234ZM145 16V15H144ZM237 16V15H236ZM48 17H50V15L48 16ZM86 17H87V15H86ZM208 17V16H207ZM209 17H211V16H209ZM232 16H230L229 18H231ZM62 18V17H61ZM80 18V17H79ZM214 18H218L217 16H216V14H213V19L211 20L212 22H213V24L214 25H216L217 23V19H214ZM229 18L227 19L229 22L232 20H229ZM234 18V17H233ZM238 19V18H237ZM81 20V19H80ZM216 20V21H215ZM234 20H236V17L234 18ZM234 20H232V21H234ZM256 20V19H255ZM259 20V18H257V21ZM227 21V22H228ZM240 21H242L241 19H240ZM257 21H255V22H257ZM86 22H88V21H86ZM86 22L84 23V25L86 24ZM178 22H180V20L178 21ZM219 22V21H218ZM235 22H237V20L235 21ZM259 22V21H258ZM231 23V22H230ZM237 23H239V19H238V22ZM260 23V22H259ZM81 24L83 25V22H81ZM156 24H158V26L156 25ZM229 23H227V25H228ZM233 22H232V26L230 27V28H232L233 27ZM246 24V23H245ZM168 25V24H167ZM166 25V26H167ZM231 25V24H230ZM238 24H236V25H234V28H236V27H238L237 26ZM157 26V27H156ZM162 26V25H161ZM170 26V25H169ZM173 26V25H172ZM236 26V27H235ZM153 27V26H152ZM163 27V26H162ZM171 27V26H170ZM154 28V29H155ZM159 28V27H158ZM164 28V27H163ZM167 28H169V27H167ZM166 28V29H167ZM187 28H189V27H187ZM228 28H229V26H228ZM234 28H232V29H234ZM241 28H245V27H241L240 26V28H239V30H236L238 33H240L241 34ZM218 29H220V28H218ZM230 30V29H229ZM251 30V32H254V31H252V29H250ZM250 30H248L249 32H250ZM163 31V30H162ZM161 31V32H162ZM165 31V30H164ZM163 31V32H164ZM168 31H169V29H168ZM186 31H188V29H186ZM185 31V32H186ZM228 31V30H227ZM244 31H245V29H244ZM247 31V32H248ZM184 32V33H185ZM189 32V31H188ZM230 32V31H229ZM232 32H233V30H232ZM235 32V31H234ZM248 32V33H249ZM160 33V32H159ZM166 33H167V30L165 31V37L167 38V36H166ZM66 34V33H65ZM158 34V33H157ZM164 34V33H163ZM169 34H171V33H169ZM235 34V33H234ZM237 34V33H236ZM184 35H186V34H184ZM189 35H190V33H189ZM211 35H212V33H211ZM231 36H232V34H230ZM239 35V34H238ZM238 35H235V36H232V37H237ZM242 35H243V32H242ZM159 36V35H158ZM170 36V35H169ZM230 36V37H231ZM245 36V35H244ZM67 37V36H66ZM161 37H163V35H161ZM239 37V36H238ZM241 37H243V36H241ZM241 37H239V39L241 38ZM58 38L59 39H62V40H59L58 42H57V40H58ZM156 38H158L157 36H156ZM72 39V38H71ZM161 38H159V40H160ZM165 39V38H164ZM169 39V38H168ZM236 39V38H235ZM234 38H233V40H235ZM238 39V40H239ZM242 39H245V38H242ZM73 40V39H72ZM80 40H82V39H80ZM84 40V39H83ZM157 40V39H156ZM159 40H157L158 42H159ZM170 40H171V38H170ZM237 40V39H236ZM241 40V39H240ZM85 41V40H84ZM83 41V42H84ZM162 41H164V43H165V40H163L162 39ZM248 41V43L247 44H249V46L252 48V45L253 46H255L254 44L255 43H253L252 45H251V42H253V41H251L250 43H249V40H247ZM68 44H67V43ZM75 42H78V38H77V41H76V39H75V41H74V45H75ZM81 41H79V43H80ZM87 42V43H86ZM86 42H84L86 45L89 43L88 41H86ZM161 42V41H160ZM228 41H226V43H227ZM231 42H232V40H231ZM234 42V41H233ZM237 42V41H236ZM236 42H234V43H236ZM66 43V44H65ZM82 43V42H81ZM83 43V44H84ZM91 43V42H90ZM95 42L93 41V44H94ZM167 43H169V42H167ZM239 44H240V42H238ZM244 43H245V41H244ZM78 44V43H77ZM85 44H84V46H85ZM166 44V43H165ZM212 44V43H211ZM228 44V43H227ZM229 44H230V39H229ZM67 45H68V47H67ZM78 45H80V48H81V44H78ZM96 44H94V45H92L91 46V49H92V47L93 46H95ZM160 45V44H159ZM168 46H169V44H167ZM167 45L165 46V47H167ZM232 45V44H231ZM234 45V44H233ZM5 46L7 47V48H5ZM84 46H82V47H84ZM161 46V45H160ZM160 46H159V49H161L160 48ZM197 46V45H196ZM202 46H204V47H202ZM240 46V45H239ZM246 46V45H245ZM248 46V45H247ZM73 47V46H72ZM97 47V46H96ZM158 47V46H157ZM164 47V46H163ZM209 47H210V45H209ZM209 47L207 48L208 50H209ZM233 47V46H232ZM235 47H237L236 45H235ZM234 47V48H235ZM69 48V49H68ZM74 48H75V50H77V52H79L80 50H78L77 48H78V46L77 47H73L72 49L74 50ZM85 48V47H84ZM83 48V49H84ZM87 52H88V50H89V45H87ZM211 48H212V46H211ZM246 48H248V47H246ZM251 48H249V49H251ZM96 49V48H95ZM95 49L93 50L92 49V51L94 52L95 51ZM165 49V48H164ZM207 49H203V51L204 50H207ZM255 49V51H257L258 50V48H257V50H256V48H254ZM71 52H70V51ZM75 50H74V53H76L75 52ZM96 50H98V49H96ZM207 50V51H208ZM212 50V49H211ZM210 50V51H211ZM252 50V49H251ZM262 50V49H261ZM157 51H158V49H157ZM156 51V52H157ZM160 51V50H159ZM165 51H166V49H165ZM170 50H168L167 52H169ZM188 51V50H187ZM203 51H201V52H203ZM207 51H204L205 52V54L207 53V54H209V52H207ZM243 51H245V49L243 50ZM242 51V52H243ZM249 51V50H248ZM254 50H252L251 52H249V57L251 56V54H252V57H254L253 56V54H254V52H253ZM70 52V53H69ZM83 52V51H82ZM91 52V50L89 51V53ZM96 52V51H95ZM213 52V51H212ZM238 52H240L239 50L236 52V53H238ZM242 52H240V54L242 53ZM245 52H247V51H245ZM244 52V53H245ZM253 52V53H252ZM263 52V54H264V51H262ZM262 52H259V53H262ZM81 53V52H80ZM84 53V52H83ZM96 53H98V52H96ZM160 53V52H159ZM158 53V54H159ZM200 53V52H199ZM211 53V52H210ZM235 53V54H236ZM244 53H242L241 54V56L240 57H242V55L244 54ZM251 53V54H250ZM72 54V55H71ZM91 54V53H90ZM93 54V53H92ZM166 54V53H165ZM162 55V56H165L166 58L167 57H169V56H166V55ZM169 54V53H168ZM171 54V53H170ZM169 54V55H170ZM185 54V55H184ZM183 55H184V57L185 58H183V60L184 59H186V60H184V66H183V68H184V71H183V68H182V65H183V63H181V62H183L182 60H181V62H178V60H180L181 59V57H180V59H178V60H176L175 62H171V63H173V65H174V70H173V65L171 66V70H173L169 75H168V77L170 78V79H172L173 81H175V83L178 85V82L180 83V85L182 86L183 85V87H185L184 89H182V90H184L183 91V93H184V96L186 95V98H190L192 95H193V97L192 98H194L196 101H198L197 103H198V108L200 109H202V108H204L203 107V105H205L203 102H202V100L203 99H199V94L200 93H195V92H192V93H190L188 90L190 89V85L188 86V88H187V90H185L186 89V86L185 85H187V82H188V84H189V82H190V84L192 85L193 84V86L195 87V89H196V87H198L199 88V90H201V91H199L198 90V88H197V91H199V92H202L201 94L202 95H207V96H209V95H220L221 94V92H219V91H221L220 89H217L216 88V85H217V83L219 84L220 83V81L218 82V81H215V76L212 78V79H214V80H212V82L210 81V78L213 76V74H216V72L214 73V71H213V69L214 68H211L207 63H204V64H201V63H199V64H197L198 62H195V61H193V62H191V58H190V51L189 52H186V53H184ZM204 54V53H203ZM247 54V53H246ZM257 53L255 52V55H256ZM263 54H261V55H263ZM77 55H78V53H77ZM77 55H75L74 54V56L76 57ZM84 55V54H83ZM88 55V54H87ZM257 55H259V54H257ZM80 56V55H79ZM86 56V55H85ZM158 56H160V55H158ZM171 56V55H170ZM206 56V55H205ZM208 56V55H207ZM210 56H212L211 54H210ZM209 56V57H210ZM238 56V57H239ZM71 57H72V59L73 60H71ZM74 57V58H75ZM91 57H93L92 55H91ZM97 57V56H96ZM164 57V59H166ZM236 57H237V55H236ZM244 57V56H243ZM258 57H260V55L258 56ZM163 58V57H162ZM247 58V57H246ZM251 58V57H250ZM262 58H263V56H262ZM262 58H258V59H261V60H259V62H257V66L260 64V63H262L261 61H263L262 60ZM19 59V60H18ZM90 59V58H89ZM91 59H93V62L95 61L94 60V58H91ZM90 59V60H91ZM158 59V58H157ZM207 59V58H206ZM238 59H240V58H238ZM245 59V58H244ZM252 59H256V57L255 58H252ZM258 59H256V61L258 60ZM15 60V61H16ZM85 60H87V59H85ZM159 60V59H158ZM209 60V59H208ZM247 60V59H246ZM248 60H249V58H248ZM88 61V60H87ZM162 61V60H161ZM161 61H159V62H161ZM166 61V60H165ZM165 61H164V65H165ZM167 61H168V58H167ZM207 61V60H206ZM240 61H242V60H240ZM253 61V60H252ZM251 61V63L249 62V64L250 65H253V64H255V61H254V63ZM20 62V63H21ZM74 62V63H73ZM93 62H91V64L90 65H92L93 64ZM102 62V64H103V61H101ZM170 62V61H169ZM176 62H178V63H176ZM186 62H187V64H186ZM209 62V61H208ZM248 62V61H247ZM19 63V62H18ZM66 63H67V65H66ZM78 63V62H77ZM85 63V62H84ZM175 63V64H174ZM193 63V64H192ZM194 63L195 64H197V65H194ZM245 63V62H244ZM71 64V65H72ZM79 64V63H78ZM78 64H76V65H78ZM88 64V63H87ZM127 64H130V63H126V66H128ZM159 64V63H158ZM162 64V63H161ZM169 64V63H168ZM187 65V68H189V70L191 71L190 73V76H188L189 75V73H187V70H186V65ZM241 64V63H240ZM247 64V63H246ZM245 64V65H246ZM249 64H247V65H249ZM169 65H171V64H169ZM208 65V66H207ZM238 64H236V66H237ZM242 65V64H241ZM240 65V66H241ZM14 66V65H13ZM74 66H73V68H74ZM89 66V65H88ZM99 66V65H98ZM133 66L134 65H132V68H133ZM166 66V65H165ZM195 66H197V67H195ZM259 66H261V65H259ZM11 67H12V70H11ZM15 67V66H14ZM70 67H72V66H70ZM92 67V66H91ZM158 67H160V65L158 66ZM242 67V66H241ZM251 67H254V66H251ZM264 66L262 65L261 66V68H263ZM20 68V69H21ZM77 68V67H76ZM89 68V67H88ZM125 68H128V67H125ZM157 68V67H156ZM166 68V67H165ZM199 69V72H197V70ZM236 68V67H235ZM234 68V69H235ZM243 68V67H242ZM241 68V69H242ZM247 68V67H246ZM245 68V69H246ZM260 68V69H261ZM69 69V68H68ZM90 69V68H89ZM98 69V68H97ZM96 69V72L99 70H97ZM103 69V68H102ZM114 69V68H113ZM134 70H136V68H133ZM244 69V70H245ZM256 69H259V68H255L254 70H256ZM92 70V69H91ZM91 70H89L90 72H91ZM127 70H129V72H127V75L128 76H125V77H129V76H133V74H132V69H131V66L129 67V69H127ZM137 70H139V68H137ZM136 70V71H137ZM170 70V69H169ZM240 69H238L237 71H239ZM243 70V69H242ZM243 70V71H244ZM70 71V70H69ZM102 71V70H101ZM125 71H126V69H125ZM135 71V72H136ZM156 71V70H155ZM186 71V72H185ZM212 71H213V73H212ZM235 71V70H234ZM237 71H235V72H237ZM247 71H249V70H247ZM262 71H263V69H262ZM261 71V72H262ZM99 72V71H98ZM103 72H104V70H103ZM183 72H185V74L183 73ZM189 72V71H188ZM252 72V71H251ZM259 72H260V70H259ZM259 72H257V73H259ZM71 73V72H70ZM88 73V72H87ZM138 73V72H137ZM136 73V74H137ZM164 73H166V71L164 72ZM168 73V72H167ZM198 73V74H197ZM218 73V72H217ZM246 73V71L244 72V74ZM250 73V72H249ZM248 73V74H249ZM256 73V74H257ZM14 74V75H13ZM90 74H92V73H90ZM98 74H100V73H98ZM97 74V75H98ZM103 74V73H102ZM102 74H100V75H102ZM116 74V73H115ZM187 74V75H186ZM199 74L201 75V76H199ZM252 74V73H251ZM251 74H250V76L249 77H251ZM87 75H89V74H87ZM218 75H219V73H218ZM253 76H254V74H253ZM256 76V75H255ZM257 76H259L258 74H257ZM264 74L262 73V75L260 74V76H259V80H253L252 81V77L250 78L251 79V81L252 82H255V86H256V84L257 85H261L262 84V86H264ZM10 77H9V79H10ZM27 77V76H26ZM74 77V76H73ZM82 77V76H81ZM79 78V79H83L84 77H82V78ZM86 77V76H85ZM95 77H96V75H95ZM134 77V76H133ZM247 77V76H246ZM218 78H219V76H218ZM218 78H216V79H218ZM248 78V77H247ZM255 78V77H254ZM258 78V77H257ZM76 79V78H75ZM85 79V78H84ZM136 79V78H135ZM134 79V80H135ZM222 79V78H221ZM129 80V79H128ZM76 81H78L77 79H76ZM84 81V80H83ZM125 81V80H124ZM123 81V82H124ZM127 81V80H126ZM137 81V80H136ZM215 81V82H214ZM223 81V80H222ZM250 81V83L252 84V82ZM2 82V83H1ZM31 82V83H32ZM123 82H121V85L123 84ZM209 82H211V85L212 84H215L214 85V87L216 88V89H214L213 88V85L211 86L210 85V83ZM214 82V83H213ZM244 82V81H243ZM242 82V83H243ZM118 83V82H117ZM125 83V82H124ZM249 83V84H250ZM128 84V83H127ZM222 84V83H221ZM254 84V83H253ZM125 85V84H124ZM123 85V86H124ZM139 85H140V83H139ZM234 85V86H233ZM239 85V84H238ZM246 85V84H245ZM128 86V85H127ZM141 86H142V84H141ZM219 85H217V87H218ZM229 87H232V89L230 88L229 90H228V88H227V91L229 92H226V90H223L224 91V93L226 92V93H228V94H230V95H236L238 92H240V91H238L236 94H232L231 93V91L233 92H236L235 90H237L240 86H237L236 85V83L234 84V83H232V86L229 84L228 85ZM252 86V85H251ZM177 87V86H176ZM182 87V88H183ZM194 87H193V89H194ZM241 87H243V86H241ZM257 87V86H256ZM179 88H181L180 86H179ZM192 88V87H191ZM201 88V89H200ZM209 88H212V89H209ZM219 88V87H218ZM245 89H246V87H244ZM244 88H240L241 89V93H242V95H244L245 93H246V91L247 90H245ZM254 88V87H253ZM262 88V87H261ZM178 89V88H177ZM176 89V90H177ZM213 89L215 90V91H213ZM240 89H238V90H240ZM245 91H244V90ZM140 90H141V94H142V91H144V89H141L140 88ZM181 90V91H182ZM190 90H192V89H190ZM219 90V91H218ZM242 90L244 91V92H242ZM175 91V90H174ZM188 91V92H187ZM222 91V92H223ZM40 92V93H41ZM145 92V91H144ZM177 92V94H178V91H176ZM175 92V93H176ZM217 92V94H215V93ZM146 93V92H145ZM159 93V92H158ZM173 93V92H172ZM183 93H181V94H183ZM146 95V94H145ZM175 95V94H174ZM195 95V96H194ZM198 95V96H197ZM222 95V94H221ZM225 95V94H224ZM227 95V94H226ZM240 95V94H239ZM142 96H144V94L142 95ZM177 96V95H176ZM145 97V96H144ZM173 97V96H172ZM171 97V98H172ZM86 100H85V99ZM201 98V97H200ZM54 99V100H55ZM194 100V101H195ZM70 102V103H67V102ZM76 101V103H74ZM88 101V100H87ZM221 101V100H220ZM78 102H80L78 105H77V103ZM224 102V101H223ZM71 103H72V105L73 106H75V108L73 107V111L70 109H68L67 107H66V104H68V105H71ZM75 105H74V104ZM219 103H222V102H219ZM150 104V103H149ZM149 104H147L148 106H149ZM22 105V106H21ZM71 105V106H72ZM80 105V106H79ZM224 105V104H223ZM56 106V105H55ZM79 106V107H78ZM85 106V107H86ZM31 107H32V105H31ZM70 107V106H69ZM84 107V108H85ZM92 107V106H91ZM187 107V106H186ZM186 107H184L186 110H184L182 107V109L184 110V111H187V108ZM33 108V107H32ZM69 110H67V109ZM82 108V107H81ZM153 108H155V107H153ZM156 108H157V106H156ZM197 108V107H196ZM195 108V109H196ZM24 109V108H23ZM30 109V108H29ZM88 109L90 110V112H92L91 111V109L88 107ZM87 109V110H88ZM143 110H144V107L142 108ZM200 109V110H201ZM32 110V109H31ZM76 110V109H75ZM79 109H77L76 111H78ZM57 111V112H58ZM72 111V112H71ZM183 111V113L184 114H186V113H188V112H184ZM206 111V110H205ZM56 112V111H55ZM54 112V113H55ZM75 112V111H74ZM79 112V111H78ZM89 112V113H90ZM141 112V111H140ZM195 112V111H194ZM198 112H201V111H198ZM203 112H204V110H203ZM72 113H73V115H72ZM143 113L144 112H142V116H141V114L139 115V117L141 116L142 118H140L139 119V122H140V120H142L138 125L137 124H135V125H137L135 128L137 129V131H139L138 133L136 132V138H137V140H138V143H140L141 145H143L144 143L146 144V145H148L147 143L151 140L152 142L151 143H153V141H154V138H152V134H151V132H152V130H153V128L151 127V125H149V126H147L144 122H146V121H149V120H151V119H153L152 117H153V113L151 114H149V112L147 111V113H146V111H145V116L143 115ZM193 113V112H192ZM191 113V114H192ZM40 114V113H39ZM148 114H149V117H146V116H148ZM201 114V113H200ZM40 115H42V114H40ZM44 115V114H43ZM155 115V114H154ZM201 115H203V114H201ZM55 116H58L57 114L55 115ZM76 117V118H79V116H80V119H77V120H80V121H78V122H80V123H78V122H76V121H73L72 120V117ZM143 116L145 117V118H143ZM42 117H44V116H42ZM74 117V118H75ZM205 117H206V115H205ZM208 117V116H207ZM57 118V117H56ZM209 118V117H208ZM58 119V118H57ZM60 120V119H59ZM203 120V119H202ZM205 120V122L206 123H208L207 121H208V119L206 118V119H204ZM207 120V121H206ZM31 121V120H30ZM55 121V120H54ZM62 121V120H61ZM154 121L155 120H153V122L152 123H154ZM21 122V123H20ZM32 122V121H31ZM40 122V121H39ZM151 122V121H150ZM29 123V122H28ZM27 123V124H28ZM84 123V122H83ZM157 123L158 122H156V123H154L153 125H157ZM205 123V124H206ZM22 124V125H21ZM27 124H25L26 126H27ZM51 124V123H50ZM85 124V123H84ZM93 124V123H92ZM185 125V126H184ZM207 125V124H206ZM205 125V126H206ZM23 126H24V128L25 129H23ZM34 126V125H33ZM60 126H62V128L60 129ZM64 126V127H63ZM168 126V125H167ZM176 126V125H175ZM196 126V125H195ZM216 126H218V125H216ZM36 127V126H35ZM34 127V128H35ZM158 127V126H157ZM156 126H155V128H157ZM189 127H191V128H189ZM165 128L166 127H164V130H165ZM169 128V127H168ZM188 128V129H187ZM213 128H215V127H213ZM135 129V130H136ZM160 130V128L158 127L157 128V130ZM192 130H190V131H192ZM215 130H217L218 131V129L217 128H215ZM219 130H220V128H219ZM89 132L90 133H93V132H91L90 130H89ZM206 132H207V130H206ZM214 132H216V131H214ZM220 132H222V131H220ZM10 133V134H9ZM33 133V132H32ZM88 133V132H87ZM192 133V134H191ZM195 133V132H194ZM201 133V132H200ZM217 133L218 132H216V136H217ZM88 135L90 136L91 134H89L88 133ZM88 135H87V137H88ZM94 135V134H93ZM93 135H91V136H93ZM192 135H194V136H192ZM96 137V136H95ZM95 137L93 138V139H95ZM196 137H198V134H197V136ZM15 138V139H14ZM217 138V137H216ZM16 139H18V140H16ZM91 140H92V138H90ZM90 139H87V140H90ZM153 139V140H152ZM194 139V141H191V140H193ZM249 139H251V138H249ZM248 139V140H249ZM262 139H263V137H262ZM252 140V139H251ZM259 140H261V137H260V139ZM264 140V139H263ZM262 140V142H264ZM226 141V140H225ZM14 142V141H13ZM86 142V141H85ZM91 142H93V140L92 141H90V143ZM222 142V141H221ZM227 142V141H226ZM248 142V141H247ZM20 143V142H19ZM80 143H82L81 144V146H80ZM86 143H88V141L86 142ZM220 143V142H219ZM222 143H225L224 141L222 142ZM221 143V144H222ZM85 144V143H84ZM226 144H228V142L226 143ZM162 145H164V144H162ZM161 145V146H162ZM219 145V144H218ZM84 146V145H83ZM221 145H219V147H220ZM224 145L222 144V147H223ZM226 146V145H225ZM223 147L224 149L226 148V147ZM3 147V146H2ZM42 147H45L47 150H48V153L47 154H38L37 153V151H35V149L37 148H42ZM104 147H105V145H104ZM174 148V149H172V148ZM221 147V148H222ZM249 147H251V145L249 146ZM1 148V147H0ZM222 148V149H223ZM229 148V147H228ZM89 149V148H88ZM87 149V150H88ZM220 149V148H219ZM223 149V153L225 152L226 153V151L228 150V149H226V150H224ZM2 150H3V148H2ZM105 150V149H104ZM108 151H109V149H107ZM3 151H5V150H3ZM3 151L1 152L2 154H3ZM7 151H8V149H7ZM13 151V150H12ZM84 151H85V149L83 150V154H84ZM108 151H107V153H108ZM110 151H111V149H110ZM14 152H16V151H14ZM13 152V153H14ZM20 152V151H19ZM113 152V151H112ZM12 153V152H11ZM86 153H88V151L86 152ZM111 153V152H110ZM110 153L108 154L109 155V157H110ZM118 153H119V151H118ZM220 153V152H219ZM228 153V152H227ZM2 154H0V156H3ZM16 154H18V153H16ZM81 154H82V152H81ZM83 154H82V157H83ZM88 154H90V153H88ZM88 154H86V155H88ZM230 154V153H229ZM5 155H6V153H5ZM91 155V154H90ZM113 154H111V156H112ZM10 156V155H9ZM12 156V155H11ZM14 156H16V155H14ZM59 156V157H58ZM117 156V155H116ZM229 155H227L226 157H228ZM4 157H7V156H4ZM3 157V158H4ZM13 157V156H12ZM12 157H11V159H12ZM88 157H90L89 155H88ZM91 157H93V156H91ZM223 157H225L224 155H223ZM2 157H1V159H3ZM10 158V157H9ZM14 158V157H13ZM17 158H19V157H17ZM16 158V159H17ZM25 158V159H24ZM120 158H121V156H120ZM119 158V159H120ZM146 158V157H145ZM0 159V160H1ZM5 159V158H4ZM10 159V160H11ZM87 159V158H86ZM89 159V158H88ZM119 159H115L116 160V163H117V161L119 160ZM144 159V158H143ZM156 159V158H155ZM15 160V159H14ZM25 162H24V161ZM121 160V159H120ZM247 160V159H246ZM15 161H17V160H15ZM89 161V160H88ZM91 161V160H90ZM89 161V162H90ZM93 161H94V159H93ZM247 161H249V160H247ZM55 162V163H56ZM59 162V161H58ZM95 162V161H94ZM121 162V161H120ZM158 162H159V164H158ZM198 162H200V163H207L208 164V167H207V174H214V179H213V177H211L212 179H207L206 180V183H204L205 184V188L206 189H208L209 190V200H208V202H207V205H206V207H207V209L205 208V210L206 211H208V209H209V211L211 210V212L213 211V210H215V211H213V212H216V214L218 215L219 214V216H217L216 215V217H218L219 219H217L216 217H215V215L213 216V217H215L216 219H215V221L217 220H219V223H220V219H222V221L223 222H221L219 225H223L222 223H224V225L228 228V230L229 231H231V230H233V228L236 226L237 227V229H239V231H241V232H239V233H237L236 231L237 230H235V232L237 233V235H236V237L237 236H242L241 237V239L243 238L244 239V241L243 240H239L240 241V243H239V241H238V244H240V245H242L241 247H240V245L238 246L239 248L238 249H236L237 251H242L241 249H243V251L241 252L242 254H240V252H238L237 253V251H235L236 252V256H235V252H233V250L235 249V248H237L236 246L234 247V249L233 250H229V252H228V248H224V250L223 251H221V254L220 255H217V254H215V253H213V252H211L209 249H211L210 247H209V249H208V245L209 244H207V248H206V246L204 247L203 246V244H206L207 242H204L203 244H202V246L200 247V246H198L199 245V242L197 243V240H199V239H197L196 237H198L199 236V238H204L203 236H205V233H203L202 231L203 230H205L204 229V226L202 225V220L200 219V217L199 218H194L193 216H196V215H193V214H195V213H191V212H195L196 211V209H197V207H192V204H191V202H190V197H192L193 195H194V192L192 193V194H190V192L189 191H193V186H192V180H191V178L193 177L191 174H190V177L191 178H189L188 176H189V172H191L192 173V171L193 170H191L192 168H193V165L194 164H196V163H198ZM245 162V161H244ZM10 164L12 163L11 161L9 162ZM22 163V164H21ZM226 163V164H227ZM4 164V163H3ZM7 164V163H6ZM13 164H15V163H13ZM13 164L11 165V166H13ZM52 164V165H51ZM90 164V163H89ZM89 164H87V165H89ZM205 164H204V166H203V168H205L206 166H205ZM16 165V164H15ZM19 165V164H18ZM54 165H56V164H54ZM198 165H201V164H198ZM228 165V164H227ZM231 165V164H230ZM247 165H249V162H246V163H244V166L243 165H240L241 166V168H242V171L244 170V172H245V174L247 173V175H245L244 174V176L242 177L243 179H246L247 180V177L248 178H251L252 177V173H250V172H252V170H251V167H250V165L249 166H247ZM5 166V165H4ZM243 166V167H242ZM6 167H8V165L6 166ZM14 167V166H13ZM13 167H12V169H13ZM88 167V166H87ZM123 167V166H122ZM18 168H20V167H18ZM39 168H41L40 170H38ZM57 168V167H56ZM81 169H82V167H80ZM231 168V167H230ZM6 169V168H5ZM8 169V168H7ZM9 169H11L10 168V166H9ZM66 169V170H67ZM78 169V170H77ZM179 169V170H178ZM181 169V170H180ZM227 169V168H226ZM228 169H229V167H228ZM250 169V170H249ZM100 170H101V172H100ZM191 170V171H190ZM8 171V170H7ZM17 171H19V172H17ZM84 171V170H83ZM98 171H99V173H98ZM123 171V172H124ZM227 171V170H226ZM250 171V172H249ZM17 172V173H16ZM69 172V173H70ZM81 172H82V170H81ZM91 172V171H90ZM122 171H121V175H122V173H123ZM219 172V173H218ZM224 171H222V173H223ZM8 173V172H7ZM6 173V174H7ZM84 173V172H83ZM88 173H89V171H88ZM108 173V174H107ZM112 175H111V174ZM118 173H120V171H118ZM183 174L184 175V179H183V183H181L180 184V186H179V184H177L176 186L177 187H175L174 185H175V181L177 182L178 181V175L179 174ZM14 174V173H13ZM19 174V175H18ZM60 174V173H59ZM74 174H76V173H74ZM80 174H82V173H80ZM90 174V173H89ZM90 174V175H91ZM107 174V175H106ZM203 174H204V172H203ZM225 174V175H226ZM248 174H250L249 176H248ZM10 175V174H9ZM76 175H78V176H75L76 178L78 177L79 178V176H82V175H79V174H76ZM109 175V176H108ZM111 175V176H110ZM188 175V176H187ZM220 176H221V173L219 174ZM19 176V177H18ZM87 176V175H86ZM85 176V177H86ZM119 176H120V174H119ZM212 176V175H211ZM223 176H224V174H223ZM63 177H64V175H63ZM73 177H74V175H73ZM87 177H89V176H87ZM225 177H224V180H225ZM10 178V177H9ZM19 178V179H20ZM65 178V177H64ZM76 178H73L74 180L76 179ZM206 178V177H205ZM53 179H56V180H58V179H60L59 181H56V180H53ZM80 180L82 179V178H79ZM86 179V178H85ZM90 179V178H89ZM89 179H87L88 181H91V180H89ZM162 179H164V180H162ZM220 179H221V177H220ZM251 179H253V177L251 178ZM77 180V179H76ZM83 180H84V178H83ZM227 180H226V182H227ZM237 180V183H239L238 181H240V180H238V179H236ZM250 180V179H249ZM249 180L248 181H246V183L248 182V184H249V186H250V184L252 183V182H250L249 183ZM19 181V180H18ZM55 181V182H54ZM82 181V180H81ZM156 182H158L157 180H155ZM154 181V182H155ZM233 181V182H232ZM19 182H21L20 184H22V182L23 183H26V182H24V180L23 181H19ZM74 182L75 183H77L76 181H73V185H74ZM215 182H217V183H215ZM27 183V184H28ZM55 183V184H54ZM58 185H57V184ZM79 183H81V182H79ZM83 183V182H82ZM222 183H224V185L222 184ZM19 184V185H20ZM57 185V188H58V186L59 187H62V191H61V189L59 190V188H58V190L54 187V186H52V185ZM66 184V183H65ZM247 184V185H248ZM26 185V184H25ZM76 185V184H75ZM83 185H85V184H83ZM159 185V184H158ZM223 185V186H222ZM238 185V184H237ZM245 185V184H244ZM246 185V186H247ZM64 186H66V185H64ZM96 186L98 187V188H96ZM234 186V185H233ZM240 187H238V188H242V186H241V184L239 185ZM78 187V186H77ZM174 187V188H173ZM244 187V186H243ZM13 188H14V186H13ZM20 188V187H19ZM250 188V187H249ZM86 189V188H85ZM238 191H240V192H238ZM14 190H15V188H14ZM80 190V189H79ZM87 190V189H86ZM159 190V191H158ZM250 190V189H249ZM16 191V192H17ZM85 191V190H84ZM14 192V191H13ZM17 192V193H18ZM78 192H80V191H78ZM89 192V191H88ZM189 192V193H188ZM76 195H75V194ZM82 193V192H81ZM239 193H241V194H239ZM82 194H84V193H82ZM89 194V193H88ZM5 195H7V194H5ZM80 195V194H79ZM241 195H245V197H246V200L248 201V202H246V200H243L245 197H242ZM8 196H9V194H8ZM249 196V197H248ZM7 197V196H6ZM193 198V197H192ZM243 198V199H242ZM87 199V198H86ZM7 200H4V201H6L7 202ZM192 201V200H191ZM246 202V203H245ZM133 203V202H132ZM158 204H159V202H158ZM88 205V206H87ZM232 206H234V207H232ZM238 208H237V207ZM230 207L231 208H233V210H231L230 209ZM195 209V210H193V209ZM203 208V207H202ZM230 209V210H229ZM199 210V209H198ZM205 210L203 211V212H205ZM81 211V213H83ZM109 213H108V212ZM112 211H114V212H112ZM158 211V210H157ZM236 211H237V218H235L234 216V213H236ZM242 211V210H241ZM245 211V210H244ZM112 212V213H111ZM160 212H161V210H160ZM199 212V211H198ZM202 212V213H203ZM212 212V214H214ZM233 213V215L232 214H230V213ZM111 213V214H110ZM202 213H199L200 215L202 214ZM208 213H210V212H208ZM93 214V213H92ZM158 214V213H157ZM240 214V215H239ZM89 215H90V213H89ZM105 215H107V218H106V216ZM159 215H161V213H159ZM193 215V216H192ZM198 215V214H197ZM199 215V216H200ZM203 215V214H202ZM249 215L250 216H252V211L250 210L249 211ZM205 216H206V219H207V214L205 213ZM208 216H209V214H208ZM115 217V216H114ZM153 217H155V216H153ZM157 217V216H156ZM202 217V216H201ZM210 217V216H209ZM160 218V217H159ZM71 219V220H70ZM196 219V220H195ZM198 219V220H197ZM209 219V218H208ZM92 220V221H91ZM159 220V219H158ZM201 220V221H200ZM210 220H211V218H210ZM213 220V219H212ZM13 221H14V219H13ZM90 221L92 222V223H90ZM94 222V223H93ZM212 223L211 224H213V221H211ZM88 223V224H87ZM204 224V223H203ZM214 224H217V222H215ZM213 224V225H214ZM218 224H217V226H218ZM76 225V224H75ZM89 225V226H90ZM183 225H184V227H183ZM13 226V225H12ZM172 226V228H174ZM178 226V225H177ZM194 226V228H193V230H191L192 229V227ZM15 227V226H14ZM66 227H68V228H66ZM69 227L70 228H74V230L70 233V235H72V237L68 234V232H66V235L68 234L69 235V239L71 238L74 242L76 241V242H79L78 244H76V242L74 243V242H70V241H67L68 240V236H66V235H64L65 234V230H69ZM176 227V226H175ZM210 227H213V226H210ZM209 227V228H210ZM214 227H215V225H214ZM177 228V227H176ZM185 228V229H184ZM14 229V228H13ZM88 229L86 230V231H88ZM93 229V228H92ZM91 229V230H92ZM162 229V228H161ZM168 229V228H167ZM170 229H171V227H170ZM178 229V228H177ZM177 229H175V230H177ZM180 229V230H181ZM194 229H196V231L195 232H193L194 231ZM215 229V228H214ZM21 230L23 231V230H25L24 228H22V229H20V234H21ZM159 230H160V228H159ZM219 230H220V226H219ZM15 231V232H16ZM81 231V232H80ZM85 231V230H84ZM95 231V230H94ZM102 231V230H101ZM100 231V232H101ZM104 231V230H103ZM103 231H102V234L100 235V233H99V237L101 236V237H103V238H105V235H103V234H105V232L103 233ZM25 232V231H24ZM23 232V233H24ZM80 232V233H79ZM95 232H99V230H97V231H95ZM153 232V234H156V233H154V231H152ZM157 232V231H156ZM184 232V231H183ZM201 232H202V235H201ZM204 232H206V231H204ZM234 232V233H235ZM243 232V233H242ZM14 233V232H13ZM193 233V234H192ZM194 233H200V235L199 234H197L198 236H196V237H194V238H196V239H193V237L192 236H194ZM241 233V234H240ZM239 234V235H238ZM244 236H243V235ZM21 235H23V234H21ZM26 235V234H25ZM163 235V234H162ZM162 235H159L158 236V238H156L157 240H156V243H157V245H158V250L159 251H162L163 249H164V238L166 239V241H168V240H170V238H172L173 236H172V234H169V235H166V237L164 236V238L162 237ZM196 235V234H195ZM214 235H215V232H214ZM64 236V237H63ZM65 236H66V238H67V240L65 241V242H61V241H63V239L65 238ZM156 236H157V234H156ZM184 236V237H185ZM202 236V237H201ZM235 235L233 234V236L232 237H234ZM22 237V236H21ZM24 237V236H23ZM75 237H76V239H75ZM77 237L79 238V239H77ZM98 237V239L100 240V241H102V240H104L103 238H99ZM208 237V236H207ZM235 237V238H236ZM239 237V238H240ZM153 238V237H152ZM218 238V237H217ZM216 238V239H217ZM235 238H233V239H231L233 242H234V239ZM25 239V238H24ZM146 239H148V237L147 238H145V240ZM185 239V238H184ZM183 239V240H184ZM215 238H213V240H214ZM254 239H255V241H254ZM257 239V240H256ZM201 240V239H200ZM230 240V241H231ZM237 240H238V237H237ZM105 241V240H104ZM144 241V240H143ZM142 241V242H143ZM201 241H203V240H201ZM241 241H243V242H241ZM60 242L62 243L61 245H60ZM71 244H70V243ZM150 241H145L143 244H144V246L145 245H148V243H149ZM236 242L237 241H235V245H236ZM257 242V243H256ZM264 242V241H263ZM73 243V244H72ZM230 243V242H229ZM65 245V246H62V245ZM69 244V245H68ZM75 244H76V249H73V248H75ZM183 244V245H184ZM232 244H234V243H232ZM32 245V246H31ZM71 245H73V247H71ZM83 246H85L84 244H82ZM82 245L81 246H79L80 247V249H81V247H82ZM127 245H128V247H127ZM127 245H125L128 249L126 250V248L124 249V251L123 250H121L122 252L120 253L121 254V256H124V259L126 260L127 258H125V257H128L129 256V254H128V250L129 249H131L132 248V245L130 244H127ZM200 245H201V243H200ZM124 246V247H125ZM130 246H131V248H130ZM213 246V245H212ZM227 246V245H226ZM26 247H28V246H25V248ZM182 246H180V249L179 250H181V249H183V248H181ZM199 247H200V249H199ZM230 247H233L232 245H230ZM261 247H263V248H261ZM241 248V249H240ZM25 250H27V249H25ZM78 250V251H77ZM83 250V249H82ZM127 252H126V251ZM227 250V251H226ZM182 252H183V250H181ZM232 251V252H231ZM77 252H78V254H77ZM123 252H125L126 254H124ZM180 252V251H179ZM182 252H181V254H182ZM223 252V253H222ZM129 253H130V255H132V250H129ZM31 254V255H30ZM180 254V257L183 255H181ZM237 254H238V256H237ZM32 256V257H31ZM162 256V255H161ZM166 256V255H165ZM130 257V256H129ZM174 257V256H173ZM183 258L181 257V259H182V261H183ZM80 259L82 260L81 262H80ZM169 259H171V256H170V258ZM174 259V258H173ZM180 259V260H181ZM93 260V261H92ZM128 260V259H127ZM162 260H164L163 258H162ZM176 260H178L177 258L176 259H174V260H170V264H179V262H180V260H179V262H177ZM129 263V262H128ZM152 264H165L164 262H162L161 260L160 261H157L156 262V259H154L153 261H152ZM180 264H181V262H180Z\"/></svg>",
    "mask_w": 264,
    "mask_h": 264
}]
</instances>
